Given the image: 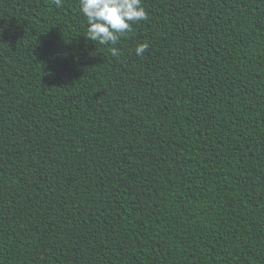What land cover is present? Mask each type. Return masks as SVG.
Here are the masks:
<instances>
[{"label":"trees","instance_id":"16d2710c","mask_svg":"<svg viewBox=\"0 0 264 264\" xmlns=\"http://www.w3.org/2000/svg\"><path fill=\"white\" fill-rule=\"evenodd\" d=\"M142 4L0 0V264H264V0Z\"/></svg>","mask_w":264,"mask_h":264},{"label":"clouds","instance_id":"9594fccd","mask_svg":"<svg viewBox=\"0 0 264 264\" xmlns=\"http://www.w3.org/2000/svg\"><path fill=\"white\" fill-rule=\"evenodd\" d=\"M57 8L62 0H53ZM80 11L87 18L85 37L101 45H116L121 37L132 31L134 22L147 19L142 0H79ZM149 45L139 44L136 55H142ZM111 55H120V49L111 47Z\"/></svg>","mask_w":264,"mask_h":264}]
</instances>
